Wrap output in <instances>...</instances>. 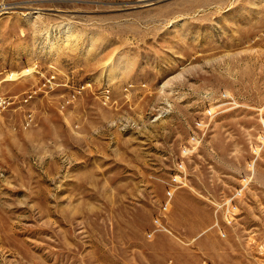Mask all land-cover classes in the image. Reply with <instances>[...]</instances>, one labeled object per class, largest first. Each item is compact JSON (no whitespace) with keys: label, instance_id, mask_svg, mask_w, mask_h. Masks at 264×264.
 I'll return each mask as SVG.
<instances>
[{"label":"rangeland","instance_id":"374dc122","mask_svg":"<svg viewBox=\"0 0 264 264\" xmlns=\"http://www.w3.org/2000/svg\"><path fill=\"white\" fill-rule=\"evenodd\" d=\"M0 264H264V0H0Z\"/></svg>","mask_w":264,"mask_h":264}]
</instances>
